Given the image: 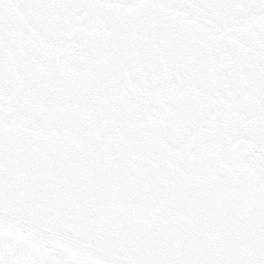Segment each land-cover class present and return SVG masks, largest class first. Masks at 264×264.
Listing matches in <instances>:
<instances>
[{
    "label": "snow or ice",
    "instance_id": "snow-or-ice-1",
    "mask_svg": "<svg viewBox=\"0 0 264 264\" xmlns=\"http://www.w3.org/2000/svg\"><path fill=\"white\" fill-rule=\"evenodd\" d=\"M0 264H264V0H0Z\"/></svg>",
    "mask_w": 264,
    "mask_h": 264
}]
</instances>
